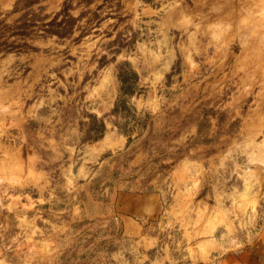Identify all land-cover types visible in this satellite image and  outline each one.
Listing matches in <instances>:
<instances>
[{
  "label": "rangeland",
  "instance_id": "1",
  "mask_svg": "<svg viewBox=\"0 0 264 264\" xmlns=\"http://www.w3.org/2000/svg\"><path fill=\"white\" fill-rule=\"evenodd\" d=\"M0 264H264V0H0Z\"/></svg>",
  "mask_w": 264,
  "mask_h": 264
}]
</instances>
